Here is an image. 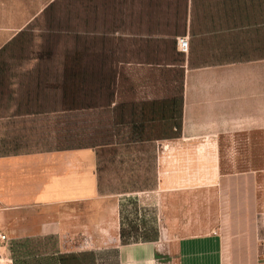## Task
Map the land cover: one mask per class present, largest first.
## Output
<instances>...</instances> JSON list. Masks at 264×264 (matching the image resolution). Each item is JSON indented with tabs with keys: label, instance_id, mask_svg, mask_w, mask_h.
<instances>
[{
	"label": "crops",
	"instance_id": "crops-1",
	"mask_svg": "<svg viewBox=\"0 0 264 264\" xmlns=\"http://www.w3.org/2000/svg\"><path fill=\"white\" fill-rule=\"evenodd\" d=\"M0 208L10 264H264V0H0Z\"/></svg>",
	"mask_w": 264,
	"mask_h": 264
},
{
	"label": "rangeland",
	"instance_id": "rangeland-1",
	"mask_svg": "<svg viewBox=\"0 0 264 264\" xmlns=\"http://www.w3.org/2000/svg\"><path fill=\"white\" fill-rule=\"evenodd\" d=\"M218 153L219 152H215ZM130 219L135 222V226L132 229L133 239H149L156 240L159 237V217L158 208L156 206V199L154 194H139L135 196V199H130ZM3 264V261L0 262Z\"/></svg>",
	"mask_w": 264,
	"mask_h": 264
},
{
	"label": "built area",
	"instance_id": "built-area-1",
	"mask_svg": "<svg viewBox=\"0 0 264 264\" xmlns=\"http://www.w3.org/2000/svg\"><path fill=\"white\" fill-rule=\"evenodd\" d=\"M179 51L182 53H186L188 50V41L186 38H179L177 40ZM1 214V208H0ZM8 243L9 238L5 231L0 226V261L8 260Z\"/></svg>",
	"mask_w": 264,
	"mask_h": 264
},
{
	"label": "bare ground",
	"instance_id": "bare-ground-1",
	"mask_svg": "<svg viewBox=\"0 0 264 264\" xmlns=\"http://www.w3.org/2000/svg\"><path fill=\"white\" fill-rule=\"evenodd\" d=\"M2 261H3V264H10L8 260H2Z\"/></svg>",
	"mask_w": 264,
	"mask_h": 264
}]
</instances>
